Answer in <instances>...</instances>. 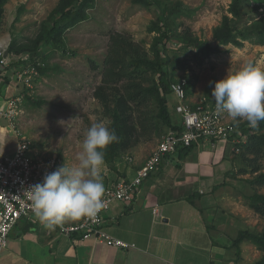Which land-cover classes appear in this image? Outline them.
<instances>
[{
	"label": "rangeland",
	"instance_id": "obj_1",
	"mask_svg": "<svg viewBox=\"0 0 264 264\" xmlns=\"http://www.w3.org/2000/svg\"><path fill=\"white\" fill-rule=\"evenodd\" d=\"M60 1L7 0L3 7L0 27V113L7 110L10 101H14L16 115L12 123L0 119V147L4 145L3 151L8 148L9 152L14 151L19 139L25 138L43 157L57 155L66 165H75L85 130L97 122L109 125L102 106L92 97L94 88L100 82L99 71H93L92 65H101L109 34L118 32L130 35L153 59L152 46L158 34L149 32V28L159 22L154 6H142L136 4L135 0H96L87 10L88 18L85 21L72 29L63 30L57 36V46L41 44L34 50V42L45 25H50ZM162 1L167 3L170 10L178 6L184 12L172 17L170 25L180 37L172 35L167 54L169 69L173 71V83L186 80L185 88L189 87L186 97L191 106L202 99L214 101L211 96L212 82L222 79L227 72L238 70L244 62L252 61L264 68V47L247 42L241 47L218 46L217 53L207 57L198 56L199 53L190 47L183 49L185 34L213 45L212 32L222 17L228 15L229 0ZM11 40H14V51L9 53ZM4 51L8 53L6 58H2ZM38 68L43 69V74ZM29 99L42 102V105L34 107ZM171 106L172 100L168 97V108L172 112ZM247 124V121L239 119L236 128H248ZM238 132L239 138L243 139L244 136ZM166 133L164 130L159 137L143 141L134 149L150 155ZM215 145V148H211L209 143L204 146L195 143L189 155L194 163L200 159L203 164L217 165L224 147L221 143ZM225 147L224 160L226 158L229 171L223 182L229 183L221 190L223 193L220 191L217 194L223 195L234 229L261 232L264 221L245 204L246 197L252 193L264 194V187H251L248 181L253 176H237L241 164L238 153L234 152V145L226 144ZM134 149L124 156L131 153L136 156L138 153ZM177 163L181 164L179 161ZM105 166L110 169L106 163ZM209 194L207 191L205 199ZM198 198L202 200L203 197ZM260 256L261 253L251 244H243L240 260L236 264H255Z\"/></svg>",
	"mask_w": 264,
	"mask_h": 264
},
{
	"label": "crops",
	"instance_id": "obj_2",
	"mask_svg": "<svg viewBox=\"0 0 264 264\" xmlns=\"http://www.w3.org/2000/svg\"><path fill=\"white\" fill-rule=\"evenodd\" d=\"M207 143L211 148L223 144L217 165L203 164L200 159L194 163L190 152L183 159L179 152L168 155L157 171L141 183L130 204L115 202L104 213V231L134 248H109L95 240L80 241L75 236L68 239L48 232L37 218L20 219L8 235L0 264L238 263L241 250L236 256L232 244L243 230L233 228L223 195L217 194L229 183L223 182L229 171L224 160L226 144H196ZM8 150L0 157L14 152ZM148 157L141 152L136 156L131 153L116 161L113 169L105 166L104 188L119 179L130 181ZM127 158H132V162ZM207 191L210 194L205 199ZM80 219L66 220L64 224H75Z\"/></svg>",
	"mask_w": 264,
	"mask_h": 264
},
{
	"label": "trees",
	"instance_id": "obj_3",
	"mask_svg": "<svg viewBox=\"0 0 264 264\" xmlns=\"http://www.w3.org/2000/svg\"><path fill=\"white\" fill-rule=\"evenodd\" d=\"M6 2L7 0H0V27ZM95 2L96 0H61L54 10L50 25H45L34 42L33 49L41 47V44L57 46V36L63 30L72 29L85 21L88 18L87 10ZM135 3L146 7L154 6L158 12L159 23L149 28V32L158 34L152 46L155 57L150 59L143 47L130 35L113 32L109 34L106 55L101 65H92V70H98L100 76V82L94 88L92 97L102 106L103 113L109 120L108 127L118 137L117 141L104 150V161L110 169L114 168L117 160L141 142L159 137L164 130L168 132L181 129L177 116L168 108L169 88L174 79L173 71L169 69L167 53L172 35L180 37L170 25L172 17L184 12L178 6L170 10L162 0H135ZM227 14L229 16H223L212 32L213 45L199 42L185 34L183 49L190 47L199 53L198 56L207 57L217 53L218 46L241 47L247 42L264 47V0H229ZM13 51L14 40H11L8 52ZM38 71L43 74V69L38 68ZM188 88H185L186 96ZM29 103L34 107L42 105V102L30 99ZM233 124L236 126V121ZM237 130L244 136V142L238 146V159L241 164L237 176H253L248 184L253 188H262L264 120L255 128L238 126ZM192 148L193 145L178 152L185 157ZM245 205L264 221V194L252 193L246 197ZM243 244H251L261 253L255 264H264V230L240 231L232 244L236 256H239Z\"/></svg>",
	"mask_w": 264,
	"mask_h": 264
},
{
	"label": "built area",
	"instance_id": "obj_4",
	"mask_svg": "<svg viewBox=\"0 0 264 264\" xmlns=\"http://www.w3.org/2000/svg\"><path fill=\"white\" fill-rule=\"evenodd\" d=\"M1 62L2 59L0 64ZM186 85V80L182 79L170 84L169 88L172 113L179 118L180 131H168L163 135L145 164L130 181L119 179L106 186L104 207L94 217H82L71 225L62 223L53 229L48 228V232L68 239L75 236L80 241L95 240L109 248H134V245L110 236L102 227L103 215L113 203L130 204L141 183L157 171L166 156L173 155L180 149L208 141L212 147L216 142L234 145V152H239L238 146L244 139L239 138L232 118L219 111L215 102L206 99L191 106L187 102ZM15 107V102L10 101L7 110L0 113L1 117L12 123L16 115ZM127 161L132 162V158H127ZM63 163V159L57 155L43 157L25 138L19 139L11 155L0 157V254L6 248L8 235L17 222L20 219H35L27 191L32 185L42 182L45 174Z\"/></svg>",
	"mask_w": 264,
	"mask_h": 264
},
{
	"label": "clouds",
	"instance_id": "obj_5",
	"mask_svg": "<svg viewBox=\"0 0 264 264\" xmlns=\"http://www.w3.org/2000/svg\"><path fill=\"white\" fill-rule=\"evenodd\" d=\"M212 83L211 96L219 111L236 122L247 121L252 128L264 120V68L246 61ZM117 139L106 124H92L83 134L77 163H63L30 187L31 208L39 222L53 229L66 220L94 217L104 207V150Z\"/></svg>",
	"mask_w": 264,
	"mask_h": 264
},
{
	"label": "water",
	"instance_id": "obj_6",
	"mask_svg": "<svg viewBox=\"0 0 264 264\" xmlns=\"http://www.w3.org/2000/svg\"><path fill=\"white\" fill-rule=\"evenodd\" d=\"M7 54H8L7 51H5L4 54H3V58H6Z\"/></svg>",
	"mask_w": 264,
	"mask_h": 264
}]
</instances>
